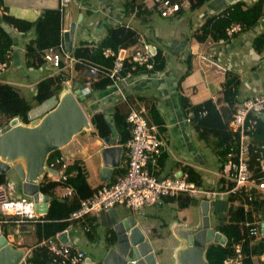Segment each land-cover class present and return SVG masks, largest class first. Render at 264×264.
Returning <instances> with one entry per match:
<instances>
[{
	"label": "crops",
	"instance_id": "crops-1",
	"mask_svg": "<svg viewBox=\"0 0 264 264\" xmlns=\"http://www.w3.org/2000/svg\"><path fill=\"white\" fill-rule=\"evenodd\" d=\"M122 1L123 0H71V4L73 3L76 6L74 18H71L72 12L70 10H64L63 16L61 15V27L67 31L71 24H75V26L80 25L79 30H75L74 32L71 50L77 47L81 42L91 43L100 41L106 35L109 26L115 25L113 20L114 18L120 19L123 23L128 22V24L131 25L130 20L132 18L138 17L141 23H147L151 15L154 14L143 13L138 16L136 15L137 11L134 10L133 14L131 13L128 17H126L122 13ZM259 1L260 0H211L200 9H190L188 5L183 4L185 7L183 8L182 13L171 14L168 17H163H172L177 20V29L175 32L179 34L180 37L164 35L165 39L156 37L155 42L141 40L140 44L132 47L140 49L144 44L153 46L155 50L157 47V49L161 50L163 55L168 60V65L165 71L156 75H150V77L145 79L137 80L129 87L125 88V95L130 105L135 108L144 106L148 113L149 107L154 103L164 118V129L163 131L159 130V134L165 143L164 153L168 155V159L163 166L157 164V161L154 163L150 162L152 165L151 173L156 172L155 174L153 173L154 176H177L181 171H183L184 167H191L201 174L203 184L197 185L209 190H219V182L220 180H223L219 175L221 168H219L218 165V169L215 170V167H213V165L209 162L205 153L207 149L212 151V148L206 147L202 141L198 140L196 130L191 125V122H183V119L187 117L189 111L186 114H182L180 111V107L177 102L178 96L175 88L176 80L179 79L178 76L181 77L185 73L184 79L180 83L178 90L183 94L189 105L200 104L208 99H211L212 101L219 100V98H221V94L225 90L230 94H234V109L240 106V103H243V101L247 98H251L256 95H264V43L258 44L257 47L255 45L257 36L264 34V0H262L261 4V15L254 27L244 28L241 31L236 32L232 37L224 36L216 41L211 38H207L205 41L200 42L197 39L201 25L207 17L218 16L225 9L231 8L236 3H241V8L244 10L246 7L252 6ZM145 4L147 3L145 2ZM58 7L59 0H1L0 15L2 13H7L8 15L14 16L18 19L34 21L46 9H58ZM97 16H102V18L96 21L95 19ZM67 19L69 22L68 26L65 27L64 21ZM0 24L11 38V48L7 50L10 52V68L8 71L11 70V73L14 71H20L22 75L21 81L19 79L20 77L15 80H8L10 77L9 72L5 71L6 73H0V82L8 83L18 88H30L35 87L37 82L52 75L56 71L57 68L54 70L53 67L46 63H43V65H41L38 69L27 68L25 46L33 38V33L19 32L16 28L10 27L1 20ZM187 28L189 30L188 32L186 31ZM220 39H225V41L223 43H219ZM74 41L76 42L75 44L73 43ZM17 50L22 53V63L26 66L24 68L18 67L17 69L16 67L19 65L16 64L15 66L14 64V52ZM3 60H5V56ZM185 61L188 66L184 71L183 67H185ZM13 68L15 70H13ZM68 68L71 76L73 77L76 72L74 73L72 67ZM36 71H46V73L42 77H37V75L33 74ZM141 71L144 73L142 69H140V72ZM4 73L5 78H1V75ZM70 81L71 80H67L65 84ZM237 87H239L241 92H244L243 97H241V93L237 90ZM92 93L93 92L90 91V95ZM220 104L221 102L217 105L219 106ZM53 105H51V107H55ZM122 105L120 95L114 92L113 88H108L104 92L93 93V97L85 101L83 106L84 109L86 108V110L91 113L100 110L105 111L108 116L111 113L113 106L118 107L120 110ZM46 110V106L42 109L35 106L29 113L33 114V116L36 115L35 119H37L50 111L48 110L45 112ZM41 112H44L43 115ZM178 121L180 122L176 124ZM8 123L9 121H6L3 115L0 114V127L4 129ZM93 132L94 128L90 124V129L87 130L85 140H77L76 143L79 146L76 150L77 154H72L73 158L69 159L63 155L61 152L62 148L59 151L62 156L67 158L66 161L68 165L75 159L81 160L84 165L83 168L85 169L89 186L92 189H97L102 185L112 184L122 174L120 175L118 171L115 173L113 170L109 180H102L100 178V168L102 165L100 150L104 147V142L102 141V138H99ZM252 143L256 146L264 144V114H262L259 119L257 132L252 138ZM111 145L119 144L111 142ZM126 159L127 156L125 150L124 152H121L120 156V166L123 168V173L126 165ZM48 164L49 163H47L46 175H48V172H51L48 168ZM58 170L59 169L56 168V171ZM8 172H12L16 175L15 171L10 168L4 174L7 178L9 177L16 181L17 178L8 176ZM48 179L51 180L50 178ZM212 183L217 184V189L208 187ZM252 191L255 195H259L260 198L264 199V190H260L256 188V186H253L250 193ZM62 193L63 187L56 189L55 194L61 199H63L61 197ZM250 193L249 195L251 196ZM14 196H25L28 198V195L24 194L22 189L19 194ZM47 197V203L49 205L50 199L49 196ZM167 200V198H162L159 203L146 205L140 209H131L126 205L117 204L108 210H101L97 214H89L81 220L71 222L73 225H70L67 230L61 231L50 238L62 243L75 245L80 249H82V245H86V239V241L92 244V247H103V255L101 258L104 259L107 253L111 249L115 248L117 244V227L126 219L133 218L135 226H137L145 236L144 241L148 243L151 252L155 256L156 263L175 264V261H172L171 257L166 259L162 253L165 247L169 248L167 240H169L170 230L176 231V228L179 227L178 224H174L175 220H173L172 224H170V220L169 222H165L161 219L162 210L160 207H162L164 203H172V201ZM226 201L227 204H225V209L223 210L224 213L219 215V220L216 225L214 227L211 226L214 231H217L215 229L217 225L223 224L225 219L227 221L226 212L229 207L228 196ZM246 206L247 207L244 205L246 210L248 208L249 210L251 209L248 204H246ZM216 212L217 211H215V213ZM44 214L45 213L38 211V215L40 216L35 221L27 220V222L17 224L4 223L1 227L0 235H3L12 247L22 250L24 256L29 261L37 258V256L36 258L33 257V253L36 255L40 253V249L42 248L39 244L43 239H46L44 237L38 239L36 233V224L43 223L40 218H42L41 216ZM255 216V221L252 224H256L258 227H252L257 230V233L254 235L255 239L251 243H256L258 241L264 242V227H262V225H264V205L259 209ZM8 218L15 220V218L18 217L9 216ZM83 226L89 227V235L84 231ZM15 229H17L16 232H14ZM63 232L67 233V242H63L58 238L59 234ZM85 258H89L90 262L93 264H101L96 263L94 259L87 257V254ZM250 264H264V253L251 256Z\"/></svg>",
	"mask_w": 264,
	"mask_h": 264
},
{
	"label": "trees",
	"instance_id": "trees-1",
	"mask_svg": "<svg viewBox=\"0 0 264 264\" xmlns=\"http://www.w3.org/2000/svg\"><path fill=\"white\" fill-rule=\"evenodd\" d=\"M210 1L211 0H189L188 6L190 9H200ZM146 3L147 4H145L144 0H123V15L128 17L131 13L133 14L134 10L137 11L136 15L138 16L143 13H160L155 5L156 3L150 1ZM261 4L262 0L243 10L241 8V3H236L231 8L225 9L218 16L207 17L201 25L197 39L200 42L205 41L207 38L216 41L226 36L225 29L232 22L242 24V29L254 27L262 12ZM184 7L185 5H181L177 14L182 13ZM0 20L10 27L16 28L19 32H33V38L25 46L27 57L26 66L29 69H38L43 65V63H45L44 51L57 47L61 41V14L58 9H46L34 21L18 19L7 13H2L0 15ZM140 42V34L126 22L109 26L106 35L100 41L79 43L77 47L71 50L70 54L78 60L81 59L99 65L111 66L114 62V58L104 57L102 54L103 50L110 48L114 52H117L120 48L130 49L140 44ZM261 43H264V34L257 36L255 40L256 47ZM10 48L11 38L0 24V60L4 59L5 53ZM151 61L153 63V69L146 71L149 75H156L165 71L168 65V60L157 47L156 54L151 58ZM129 68L130 65L125 61L124 70H128ZM72 70L74 73L76 72L73 77L70 74L69 68H64V62L61 61L60 68L56 69L52 75L37 82L35 85L36 90L33 95V101L36 105H41L55 96V103L53 102V106H55L67 80H71L72 85L75 81H78L81 85L88 84L93 93L104 92L110 88L111 80L100 73L91 74L79 64H75ZM138 72L142 73V71ZM184 74L176 80L175 87L180 111L182 114H186L188 111L193 112L191 125L196 130V136L206 147L212 148V151L217 156L219 168H221L225 155L224 146L234 136V133H232L228 127V123L234 111V94H230L225 90L221 94L219 100L212 101L208 99L200 104L189 105L183 94L178 90L180 83L184 79ZM93 93L84 100L78 99L90 124L94 128L93 133L102 139L109 136L110 140H112L111 142L121 145L122 151L124 152L126 150L125 142L132 134L131 124L127 122L125 116L116 106L112 107L111 113L108 116L105 111L99 110L91 113L86 110V108L84 109L83 105L85 101L91 99ZM219 102H221V104L218 106L217 104ZM32 108L33 106L25 99L20 88L0 82V114L3 115L6 121H10L17 117L22 122L28 123L27 115ZM201 110H205L206 113L201 115L199 113ZM148 115L151 121L158 126L159 130L163 131L164 118L154 103L149 107ZM83 132L84 131L79 134ZM60 155L61 152L55 150L49 153L46 162L50 163ZM167 159L168 155L162 150L156 161L157 164L163 166ZM253 162L254 161L251 162V168L253 172H256L257 170L254 168L255 164ZM83 166V163L79 159H75L69 164L64 170V173L67 175L65 182L61 180H49L46 174L39 181V191L49 196L50 200L46 213L40 218L43 223L36 224L38 239L53 237L57 233L66 230L70 225H73L68 221L70 214L79 208L80 200L89 198L96 190L89 186ZM56 168L59 169V166ZM148 168L151 171L152 165L150 162L148 163ZM114 171L115 173L118 171L120 175L123 174L122 166L114 168ZM183 171L188 173L189 180L199 185L203 184L201 174L198 171H195L191 167H184ZM153 173L155 174L156 172ZM6 179V175L0 172L1 185H5ZM219 184V190L221 191L232 187V184H226L223 180H220ZM65 185H69L73 188V194L67 199H61L55 192L56 189ZM250 194L251 200H248V195L244 194L242 189L239 192L228 195L229 207L226 212L227 221L225 219L223 224L215 227L218 232L225 236L226 242L223 245L211 243L207 246L205 259L208 264H222L224 259L233 255V246L235 243L241 244L242 252L245 256L243 258V264H250L251 256L264 253V242L258 241L256 243H251L255 237L250 233L252 227H258V225L252 223L255 221L256 213L264 205V199L260 198L259 195H255L253 191ZM167 199L172 202H177L181 208H186L195 202L193 199L182 196ZM246 204L249 205L251 208L250 210L249 208L247 210L244 208ZM85 232L89 235L90 229ZM40 250V253L37 255L33 253V257L36 258L37 256V258L34 260L31 259L30 261H36L38 264H47V250L46 248Z\"/></svg>",
	"mask_w": 264,
	"mask_h": 264
},
{
	"label": "built area",
	"instance_id": "built-area-1",
	"mask_svg": "<svg viewBox=\"0 0 264 264\" xmlns=\"http://www.w3.org/2000/svg\"><path fill=\"white\" fill-rule=\"evenodd\" d=\"M144 1L156 3L155 5L160 11L161 17L176 14L181 5H188L189 3V0ZM70 4L71 0H59L58 10L62 16L64 10ZM113 20L118 25L123 23L118 18ZM242 28V24L232 23L225 29L226 36L232 37ZM66 31L61 27V41L58 46L44 52L45 63L57 69L60 68L61 61L64 62V68L79 64L91 74L100 73L109 78L111 80L110 88H113V91L118 93L122 99L123 105L120 107V112L132 126L131 137L125 142L127 159L124 173L112 184L102 185L89 198L80 200L79 208L70 214L68 221L81 220L89 214H97L101 210H108L117 204L126 205L131 209H140L146 205L157 204L162 198H177L179 196H185L193 200L200 196V201H207L210 208L212 199L219 198L223 200L229 194L236 193L241 189L248 195L249 200L251 199L249 193L253 186L264 190V144L256 146L252 143V138L257 132L259 119L264 114V95H256L245 99L240 106L234 109L228 123V127L234 133V136L224 146V161L219 175L226 184H232L231 188H226L223 191L202 188L196 182L189 180V175L185 171H181L177 176L157 177L149 170L148 163L156 162L162 150L165 149V143L160 137L158 126L149 118L146 108L144 106L133 107L128 103L125 95L126 87L137 80L150 77L151 74L149 75L146 71L153 69L151 58L156 54V50L152 51L151 46L146 44L140 49L120 48L117 52L106 48L102 54L106 58L113 57L114 62L111 66L99 65L86 60H78L66 51L63 43V34ZM224 41L225 39H220L219 43ZM125 61L130 65L128 70H124ZM9 62L10 52L7 51L5 60L0 61V73L10 68ZM140 69L144 73H139ZM86 85L89 87L88 84ZM89 89L91 91V88ZM199 113L204 115L206 111L201 110ZM35 117L36 115L33 116L29 113L27 116L28 122L34 120ZM192 118L193 112L190 111L183 122L190 123ZM20 122L22 121L20 120ZM179 122H176V124ZM2 131L3 128L0 127V134ZM66 159L60 155L48 164V168L53 172H48V178L52 181L61 180L65 182L67 175L64 170L68 166ZM252 161H254L256 172H253L251 168ZM57 166H59L58 171H56ZM72 194L73 188L71 186H63L61 195L63 199L71 197ZM245 207L247 206L245 205ZM9 216H17L18 218L14 220L8 218ZM39 216L34 208L33 201L25 196H9L5 185L0 184V232L4 223L17 224L27 222V220L35 221ZM83 229L84 231L89 230L87 226H83ZM16 231L17 229L14 230V232ZM250 233L255 235L257 230L252 228ZM39 245L47 250V264H81L85 260V252L69 243L46 238ZM233 250V255L224 259L222 264H243L245 256L241 244L235 243ZM18 264L38 263L27 260L23 253V257Z\"/></svg>",
	"mask_w": 264,
	"mask_h": 264
},
{
	"label": "water",
	"instance_id": "water-1",
	"mask_svg": "<svg viewBox=\"0 0 264 264\" xmlns=\"http://www.w3.org/2000/svg\"><path fill=\"white\" fill-rule=\"evenodd\" d=\"M80 25L71 24L63 34L66 51H71L75 30ZM155 50L153 46L150 47ZM90 95L86 85L78 81L71 90L60 93L58 102L46 114L29 123L13 118L0 134V172L5 173L12 168L20 179L22 192L32 197L35 210L46 213L48 197L38 189L39 180L47 170V156L60 150L72 141L74 136L90 129V122L81 108L78 99L83 100ZM104 147L100 150L102 165L100 178L109 180L114 168L120 166L121 145H111L110 137L102 140ZM202 220L191 228H176L182 245L175 250V264H208L205 251L211 243L225 244L226 238L214 231L209 221V203L201 201ZM264 227V225H262ZM117 244L104 257L103 264H157L155 256L140 229L135 226L133 218L123 221L116 229ZM58 238L67 242V233ZM64 238V239H63ZM23 257L22 250L15 249L0 235V264H18ZM82 264H93L85 258Z\"/></svg>",
	"mask_w": 264,
	"mask_h": 264
},
{
	"label": "rangeland",
	"instance_id": "rangeland-1",
	"mask_svg": "<svg viewBox=\"0 0 264 264\" xmlns=\"http://www.w3.org/2000/svg\"><path fill=\"white\" fill-rule=\"evenodd\" d=\"M76 6L72 3L70 4V6L66 9V11H71L72 12V16L71 18L73 19L76 13ZM198 12V11H197ZM95 17V16H94ZM102 16H97L96 17V21H98L99 19H101ZM68 22L69 20H65L64 21V26L67 27L68 26ZM177 20L175 18H163L161 16H159L157 13H154L151 15V17L148 19L147 23H141V21L139 20L138 17L136 18H132L130 20V24L131 27L133 29H135L139 34H140V40H144V41H156V37H160L162 39H165V36H176V37H180L179 34H177L175 31L177 29ZM190 29V28H189ZM186 31L188 32V28L186 29ZM33 33V32H32ZM163 34V35H162ZM165 35V36H164ZM76 40V38H75ZM74 44L76 43L75 41L73 42ZM22 53L20 51H15L14 52V64L16 66V64H18L19 66H17L16 68H24L26 67L23 63H22ZM185 67H183V70L185 71L187 69V62L185 61ZM189 65L191 66V64L189 63ZM13 70H15L13 68ZM20 70V69H19ZM53 70V68H52ZM55 70V68H54ZM8 71V70H7ZM6 71V72H7ZM11 71V70H10ZM9 72V79L8 80H15L17 78L20 79V81L22 80L21 78V73L20 71H14V72ZM5 72V73H6ZM5 73L1 75V78H5ZM32 73V72H30ZM46 73V71H36L35 73H33L34 75H37V77H42L44 74ZM178 78H180L178 76ZM71 81L65 84V90H69L71 89ZM20 90L22 91L25 99L31 104V106L35 107H39V109H42L44 106H46V111L50 110L52 107L51 105H53L56 100L55 96L51 97L50 99H48L47 101H45L43 104H41L40 106L36 105V103L33 101V95L35 93L36 88L35 87H28V88H20ZM237 90H239V92L241 93V97L244 96V92H241L239 87H237ZM248 92V91H247ZM54 102V103H53ZM52 103V104H51ZM136 103V102H134ZM51 104V105H50ZM242 103H240L241 105ZM239 105V104H238ZM51 107V108H50ZM49 108V109H48ZM44 112H41V114L43 115ZM86 133L87 131H84L81 134H78L74 137L73 141L68 143L64 148L61 149V152L63 153V155H65L66 157H68L69 159L73 158L72 154L76 153V150L78 148V144L76 143L77 140L80 141V139L83 141L86 138ZM205 155L208 157L209 162L213 165V167H215V170L218 169V161H217V156L216 154L211 151L210 149L206 150ZM206 174V173H204ZM8 176H13L15 178H17V180H13L11 178H7L6 182H5V189L6 192L9 196L11 195H17L19 194V192L21 191V187H20V179L18 176H16L15 174H13L12 172H8L7 174ZM209 188H213V189H217V184L216 183H212L208 186ZM28 199L31 200L32 197L28 196ZM227 197L225 198V200H220L219 198H215L211 200V205L209 208V221H210V226L214 227L216 225V223L219 220V215L223 214V210L225 209V204H227ZM162 210V214H161V219H163L165 222H169V220L171 221L170 224H172L173 220L174 224H178L182 229L183 228H191V227H195L198 224H200L201 220H202V210H201V201H200V196H197L195 198V202L190 204L188 207L186 208H181L178 203L176 202H172V203H164L162 205V207H160ZM215 209V210H214ZM215 211H217L215 213ZM170 236H169V240H167V243L169 245V248L165 247L164 251L162 252L164 254V257L166 259H168V257H171L170 259L172 261H174V254H175V250L180 247L182 245L181 242V238L176 234L175 231L170 230ZM85 243L86 245H82V249L85 251V253L87 254V257H90L92 259H94V261H96V263H101L103 264V258L102 257V253H103V247L99 246V247H92V244L88 241H86L85 239Z\"/></svg>",
	"mask_w": 264,
	"mask_h": 264
},
{
	"label": "clouds",
	"instance_id": "clouds-1",
	"mask_svg": "<svg viewBox=\"0 0 264 264\" xmlns=\"http://www.w3.org/2000/svg\"><path fill=\"white\" fill-rule=\"evenodd\" d=\"M159 16H160V14H159Z\"/></svg>",
	"mask_w": 264,
	"mask_h": 264
}]
</instances>
